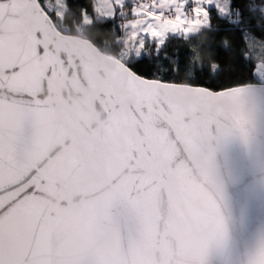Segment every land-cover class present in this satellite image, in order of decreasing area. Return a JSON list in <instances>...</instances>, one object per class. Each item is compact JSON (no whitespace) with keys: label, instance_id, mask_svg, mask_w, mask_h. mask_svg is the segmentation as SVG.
Wrapping results in <instances>:
<instances>
[{"label":"snow or ice","instance_id":"snow-or-ice-1","mask_svg":"<svg viewBox=\"0 0 264 264\" xmlns=\"http://www.w3.org/2000/svg\"><path fill=\"white\" fill-rule=\"evenodd\" d=\"M89 7L0 0V264H264V0Z\"/></svg>","mask_w":264,"mask_h":264},{"label":"trees","instance_id":"trees-1","mask_svg":"<svg viewBox=\"0 0 264 264\" xmlns=\"http://www.w3.org/2000/svg\"><path fill=\"white\" fill-rule=\"evenodd\" d=\"M80 3L84 7H89V5L92 3V0H80ZM89 11H91V8L89 7ZM214 23H217V21H213ZM224 24V22H219ZM227 36L229 39H232L233 33L231 32H225L221 31L215 40V43L213 45V55L215 58L219 60V62L230 71H227L226 73L222 74L221 76H218L217 79H223L226 82L229 80L232 81H240L243 79H246L248 76L246 68L242 66L243 62L238 60L234 54V50H226L221 46V40ZM174 43L180 44L181 48H184L182 42L180 41H174ZM138 71L143 75H150L152 72L155 71V69L152 67V62L148 59L143 60L138 68Z\"/></svg>","mask_w":264,"mask_h":264},{"label":"crops","instance_id":"crops-1","mask_svg":"<svg viewBox=\"0 0 264 264\" xmlns=\"http://www.w3.org/2000/svg\"><path fill=\"white\" fill-rule=\"evenodd\" d=\"M131 18V17H130Z\"/></svg>","mask_w":264,"mask_h":264}]
</instances>
